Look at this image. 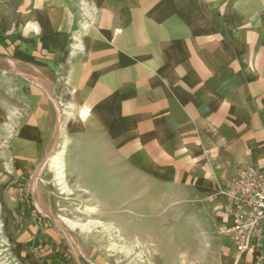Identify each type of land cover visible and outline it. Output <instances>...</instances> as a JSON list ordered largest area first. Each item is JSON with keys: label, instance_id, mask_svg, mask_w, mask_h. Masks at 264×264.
I'll return each instance as SVG.
<instances>
[{"label": "crops", "instance_id": "1", "mask_svg": "<svg viewBox=\"0 0 264 264\" xmlns=\"http://www.w3.org/2000/svg\"><path fill=\"white\" fill-rule=\"evenodd\" d=\"M61 131L182 195L180 258L257 264L219 229L223 189L264 170V0H0V176L33 216L24 240L58 242L19 181Z\"/></svg>", "mask_w": 264, "mask_h": 264}, {"label": "rangeland", "instance_id": "2", "mask_svg": "<svg viewBox=\"0 0 264 264\" xmlns=\"http://www.w3.org/2000/svg\"><path fill=\"white\" fill-rule=\"evenodd\" d=\"M63 136L19 181L26 199L52 219L58 242L24 240L33 216L8 190L11 178L0 176V264H190L178 255L193 249L185 222L192 211L182 195L138 175L122 177L95 135L68 145Z\"/></svg>", "mask_w": 264, "mask_h": 264}, {"label": "built area", "instance_id": "3", "mask_svg": "<svg viewBox=\"0 0 264 264\" xmlns=\"http://www.w3.org/2000/svg\"><path fill=\"white\" fill-rule=\"evenodd\" d=\"M222 194L226 224L219 229L238 253L255 251L257 264H264V170H240Z\"/></svg>", "mask_w": 264, "mask_h": 264}, {"label": "bare ground", "instance_id": "4", "mask_svg": "<svg viewBox=\"0 0 264 264\" xmlns=\"http://www.w3.org/2000/svg\"><path fill=\"white\" fill-rule=\"evenodd\" d=\"M50 163H51L54 167L58 166V160L55 159V158H53V157L50 159ZM59 168H60V167H59Z\"/></svg>", "mask_w": 264, "mask_h": 264}]
</instances>
